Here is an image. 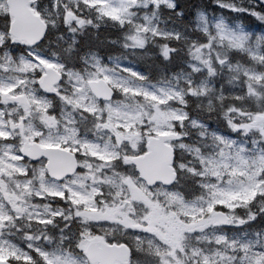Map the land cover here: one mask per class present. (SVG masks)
<instances>
[{
  "label": "snow or ice",
  "instance_id": "6c2138e0",
  "mask_svg": "<svg viewBox=\"0 0 264 264\" xmlns=\"http://www.w3.org/2000/svg\"><path fill=\"white\" fill-rule=\"evenodd\" d=\"M0 264H264V0H0Z\"/></svg>",
  "mask_w": 264,
  "mask_h": 264
}]
</instances>
